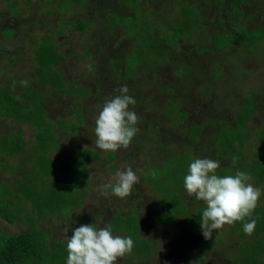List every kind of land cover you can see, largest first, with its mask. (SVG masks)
I'll use <instances>...</instances> for the list:
<instances>
[{
  "label": "rangeland",
  "instance_id": "obj_1",
  "mask_svg": "<svg viewBox=\"0 0 264 264\" xmlns=\"http://www.w3.org/2000/svg\"><path fill=\"white\" fill-rule=\"evenodd\" d=\"M233 4L241 14L236 19L229 15ZM109 14L119 21L112 24ZM128 19L130 22L123 21ZM80 21L87 24L83 31L70 24ZM6 29L11 32L4 33ZM243 30L259 38L251 45L235 40L214 48L215 36L227 38ZM45 33L51 35L61 57L53 67L67 89L59 93L41 88L44 117L56 136L57 147L51 156L55 161L64 159L72 148L83 146L109 160H88L87 184L74 193L77 205L47 216L37 225L51 232L52 241H66L72 229L106 227L116 208L128 213L135 207L140 232L154 246L148 258H134L130 264H237L239 240L228 225L213 232L212 247L199 261L190 260L191 231L176 235L171 227L159 224L154 213L163 197L145 181L143 172L150 168L160 171L181 153L218 161L228 169L230 159L217 148L223 141L221 131L236 121V111L246 99L254 112L245 122L250 137L241 151L249 157L258 150L254 131L264 125V0H0V86L16 97L30 86L39 87L33 49ZM171 35H177L174 41H165ZM148 36L160 41L159 54L152 43L143 41ZM123 86L136 101L129 109L138 116V131L127 149L106 152L94 144L96 119L105 102L119 95ZM201 122L206 124L196 129ZM72 123L77 126L74 131L65 127ZM15 128L23 131V146L11 155L0 152V183L18 178L16 169L30 174L34 168L26 160L36 141L33 129L0 118V134ZM128 167L138 177L131 195L119 198L108 189L109 195L102 196L99 186L114 185L116 173ZM247 182L260 189L258 205L262 204L264 181L249 177ZM14 186L7 187V198L12 199L9 192L16 194ZM182 199L188 212L206 206L189 196L186 188ZM22 215L13 223L0 218V232L28 229ZM126 259V255L118 258L116 264Z\"/></svg>",
  "mask_w": 264,
  "mask_h": 264
},
{
  "label": "trees",
  "instance_id": "obj_2",
  "mask_svg": "<svg viewBox=\"0 0 264 264\" xmlns=\"http://www.w3.org/2000/svg\"><path fill=\"white\" fill-rule=\"evenodd\" d=\"M234 5H231L229 10L232 19L241 15ZM183 13L186 12L183 11ZM108 16L112 24L119 21V17L116 15L110 16L109 14ZM185 16L188 20V16ZM123 21L130 22V19ZM70 24L80 31L87 27V24L82 21ZM10 32V29L4 31L7 34ZM135 35V33L132 34L133 37H136ZM174 37L173 35L167 36L165 41L173 42ZM258 38L255 34L243 30L227 38L220 35L215 36L213 42L214 48L218 49L221 44L228 45L235 40L247 41L251 45L252 40ZM143 41L152 43L150 44L151 48L159 54L160 41L151 36ZM143 46L144 44L138 47L143 48ZM33 50L36 63L34 67L36 83L39 87L30 86L16 97L12 92H8L7 89L0 86V118L13 120L17 123V127L22 125L33 129L36 140L31 143L26 158L32 164V168L34 167L33 171L27 174L26 171L16 169L19 174L18 178H14L9 183H0V218L8 223H13L19 219L20 213L23 214L24 220L30 226L18 233L0 232V264H67V243L73 235V231L68 233L66 241L58 239L52 241L50 239L51 232L45 231L37 223L49 215H56L58 212H64L73 205H77L74 193L77 194L80 187L87 184L88 172L85 163L88 160L109 159L102 157L97 151L83 146L72 148V153L64 159L55 161L51 156V152L55 151L57 147L56 136L51 129V123H48L44 117V94L41 88L47 86L59 93H63L67 89H65L64 78L53 67L61 57L51 35L45 33ZM253 112L254 106L249 99H246L236 111V121L225 126L221 131L223 141L219 142L217 148L222 151V155L228 156L230 164L228 169L219 167L216 171L217 176H235L239 170L256 181H264V125L254 131V136L259 144L258 150L250 154L249 157L241 151L250 137V134L244 129V125L252 117ZM76 120L79 123L82 121L79 113L76 114ZM205 124V122H201L196 126V129L199 130ZM65 127L74 131L77 126L72 123ZM194 129L191 128V132H194ZM22 146L23 131L18 128L0 134V152L2 154L11 155L20 151ZM108 156L112 157L110 154ZM195 160L193 154L181 153L177 157L174 156L173 162H167L160 171L157 168L147 169L143 172V177L147 183L159 191L160 195L158 196L163 197L154 217L159 224L171 227L176 235L191 231L189 233V259L199 261L203 253L212 247V240H206L201 231L197 230L200 228L201 216L206 206H197L188 212L182 199L185 189L184 178L189 174L188 168ZM10 184H15L14 192L16 194L12 195V192L8 191L12 199L4 195ZM110 215L107 225H111V231L122 234L120 237L123 238L131 237L134 241L132 252L126 254L127 259L120 264H130L134 258H148L154 245L146 235L141 234L135 207H131L128 213H123L120 208H116ZM252 219L256 221V228L249 236L244 232L243 225ZM228 228L239 240L235 254L237 264H264V201L262 204H257L250 217L228 225Z\"/></svg>",
  "mask_w": 264,
  "mask_h": 264
},
{
  "label": "clouds",
  "instance_id": "obj_3",
  "mask_svg": "<svg viewBox=\"0 0 264 264\" xmlns=\"http://www.w3.org/2000/svg\"><path fill=\"white\" fill-rule=\"evenodd\" d=\"M21 83L26 85V82ZM118 92L119 95L105 102L96 119L94 144L106 152L127 149L138 131V116L129 109L130 105H135V99L128 94L127 86L119 88ZM219 167L218 161L196 159L184 178L188 195H194L206 204L200 220V230L206 240L213 239L215 230L250 217L261 196L260 189L247 182L249 177L246 173L237 170L235 176L219 177L216 175ZM136 183L138 177L128 167L126 171L116 173L114 185L102 184L98 190L105 197L111 189L113 195L126 198ZM243 227L244 232L251 236L256 228L255 219L244 223ZM72 231L67 243V264H116L118 258L130 254L134 247L131 237H114L110 224L100 229L81 225Z\"/></svg>",
  "mask_w": 264,
  "mask_h": 264
},
{
  "label": "flooded vegetation",
  "instance_id": "obj_4",
  "mask_svg": "<svg viewBox=\"0 0 264 264\" xmlns=\"http://www.w3.org/2000/svg\"><path fill=\"white\" fill-rule=\"evenodd\" d=\"M221 36V35H220ZM222 37H224V36H222ZM213 41H214V39H213ZM214 43V42H213Z\"/></svg>",
  "mask_w": 264,
  "mask_h": 264
}]
</instances>
